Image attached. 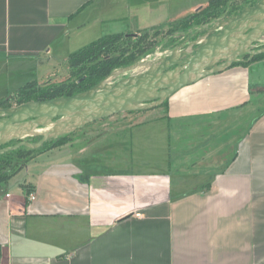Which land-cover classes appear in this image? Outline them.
<instances>
[{
	"label": "crops",
	"instance_id": "crops-1",
	"mask_svg": "<svg viewBox=\"0 0 264 264\" xmlns=\"http://www.w3.org/2000/svg\"><path fill=\"white\" fill-rule=\"evenodd\" d=\"M209 1L0 0V98ZM249 60L35 155L0 187V264H264V59Z\"/></svg>",
	"mask_w": 264,
	"mask_h": 264
},
{
	"label": "water",
	"instance_id": "water-1",
	"mask_svg": "<svg viewBox=\"0 0 264 264\" xmlns=\"http://www.w3.org/2000/svg\"><path fill=\"white\" fill-rule=\"evenodd\" d=\"M206 30L213 34L181 50L176 47L166 58L123 69L142 67L139 73L115 82L106 79L72 97L0 109V146L17 141L0 149V155L19 148L38 150L114 115L156 109L182 87L225 71L240 57L264 54V48L252 49L264 37V0ZM32 136H39V141H25Z\"/></svg>",
	"mask_w": 264,
	"mask_h": 264
},
{
	"label": "trees",
	"instance_id": "trees-1",
	"mask_svg": "<svg viewBox=\"0 0 264 264\" xmlns=\"http://www.w3.org/2000/svg\"><path fill=\"white\" fill-rule=\"evenodd\" d=\"M218 1L224 0H210L205 8L210 7V5H213ZM260 1L261 0L254 1L249 7L255 6ZM205 8L192 15H189L185 19L168 25L176 28L180 27V29L184 26H189L191 20L197 17V15L204 11ZM245 8L247 7L242 6L229 15H236ZM120 43L126 47L122 51L123 55L125 56L121 55V53L117 50V46ZM176 45L177 44H174V46ZM152 47V42L148 41L146 36L133 39L131 36H126L122 33L101 37L88 46L72 53L68 57L67 65L69 77L66 82L62 84H50L42 89H35L33 87L34 81L28 82L15 92L1 98L0 109H9L13 106H20L30 102H45L57 98H67L78 93L85 92L108 79L114 71L125 69L131 66L135 60L141 59L148 55L152 50ZM247 58H249V56H246V59ZM260 59H264V54L251 57L249 62ZM239 63L245 62L238 61L232 66L238 65ZM13 98L15 100V104L13 103L14 105H12L10 102ZM166 106L167 101H165L158 108H165ZM69 136L65 135L56 140L49 141L38 150L19 148L17 150L0 155V187L2 186L1 188H4L7 182L15 174H17L35 155L40 154L41 152H44L52 147L67 143ZM12 143H17V141L11 142L5 146H0V149L8 147ZM14 166L16 167L15 169Z\"/></svg>",
	"mask_w": 264,
	"mask_h": 264
},
{
	"label": "rangeland",
	"instance_id": "rangeland-1",
	"mask_svg": "<svg viewBox=\"0 0 264 264\" xmlns=\"http://www.w3.org/2000/svg\"><path fill=\"white\" fill-rule=\"evenodd\" d=\"M254 1H256V0H224V1H218L215 4L210 5V7L205 8L204 11L200 12L197 15V17L193 18V20H191L189 26H186V27L184 26L181 29H180V27L176 28V27L169 26V25H163V26L156 27L155 29H150L148 31L128 32L125 35L131 36L133 39L146 36V39L148 41L152 42L153 47H152V50L150 51V53L148 55H146L145 57H143L141 59L135 60L133 62V64L127 68H131L133 66L139 65V64L144 63V62L149 63V62L157 61L159 59L168 57L170 55V53L176 47L180 46L186 40H188V38L191 34L197 32L198 30L211 28L215 24L227 20L228 18L234 16V15H229L230 13H233L234 11H236L238 8H240L242 6L243 7L246 6L248 8L250 5L253 4ZM185 28H187V29H185ZM212 32L213 31H211V33H208V34H212ZM197 36L198 35L194 36L193 38H195ZM174 44H177V45L174 46ZM125 48H126L125 45H123L122 43H120L117 46V50L121 53V55H123L122 51ZM263 48H264V37L261 38V41L255 43L252 47V49L254 51L255 50H261ZM123 56H125V55H123ZM244 59H246V56L240 57L239 61L244 60ZM143 65H145V64H143ZM67 68H68L67 65L66 66L61 65L60 67L58 66L56 68V70L58 72V76L60 78L59 80L52 79V80H48V81L44 80L42 82L34 81L33 87L35 89H37V88L42 89L44 87H47L50 84H62L64 82H66V80L68 79V77H66L68 75V69ZM141 71H143L142 67L137 68L136 70L135 69L134 70H132V69H130V70L119 69V70L114 71L115 73L107 79V82H115L119 79H122L124 77L139 73ZM28 82H31V81H28ZM28 82H26V83H28ZM30 89H31V87H30ZM11 100L12 101H10V102L12 103V105H14L15 104L14 98ZM13 107H17V106H13ZM133 113H135V112H131V114H133ZM119 115H124V114L121 113ZM97 122H95V123H97ZM102 122L103 121L99 120L98 123H102ZM89 126L81 127L75 131L81 132L82 129L84 130L85 128H89ZM74 132H72L70 134L74 135L76 133V132L75 133ZM70 134H68V136ZM91 134H93V133H91ZM25 141L38 142L39 136L29 137V138L25 139ZM15 144L16 143H12L10 145H15ZM13 161H15V160H13ZM15 168L16 167L14 166V169ZM17 180L18 179L16 178L14 181H17ZM13 185H14V182H13V184H11V190H12V192H16L17 187L13 186Z\"/></svg>",
	"mask_w": 264,
	"mask_h": 264
},
{
	"label": "built area",
	"instance_id": "built-area-1",
	"mask_svg": "<svg viewBox=\"0 0 264 264\" xmlns=\"http://www.w3.org/2000/svg\"><path fill=\"white\" fill-rule=\"evenodd\" d=\"M6 197L8 198L9 195H6ZM33 199H34V195L31 193V194L29 195V200H33Z\"/></svg>",
	"mask_w": 264,
	"mask_h": 264
},
{
	"label": "bare ground",
	"instance_id": "bare-ground-1",
	"mask_svg": "<svg viewBox=\"0 0 264 264\" xmlns=\"http://www.w3.org/2000/svg\"><path fill=\"white\" fill-rule=\"evenodd\" d=\"M251 58V57H250Z\"/></svg>",
	"mask_w": 264,
	"mask_h": 264
}]
</instances>
